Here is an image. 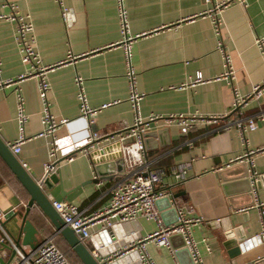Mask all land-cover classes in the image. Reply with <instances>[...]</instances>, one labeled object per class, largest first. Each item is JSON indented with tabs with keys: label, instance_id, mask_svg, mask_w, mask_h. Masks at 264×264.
Masks as SVG:
<instances>
[{
	"label": "crops",
	"instance_id": "1",
	"mask_svg": "<svg viewBox=\"0 0 264 264\" xmlns=\"http://www.w3.org/2000/svg\"><path fill=\"white\" fill-rule=\"evenodd\" d=\"M218 1L221 0H125L130 32L145 33L135 40L132 48L137 90L144 95L140 116L145 119L152 114L226 115L218 123L198 120L187 133H182L176 123H155V133L144 139L145 159L151 169L166 172L178 163H189L184 182L172 186L173 178L166 175L158 188H170L177 204L192 208L187 216L202 219L191 227V233L205 264H264V242L245 245L264 228V207L259 205L264 203V150L253 155L254 166L247 158L236 159L250 149L264 147V92L250 100L241 112L232 113L235 90L219 78L227 67L212 19L206 15ZM63 2L71 7L74 18L68 28L55 0H0V15L12 13L11 5L19 13L29 14L40 65L50 68L46 73L50 83L47 110L54 118L66 120L54 136L39 135L45 126L38 81L34 77L23 78L19 86L29 118L24 128L26 139L20 152L14 155L38 181L46 172L52 142H56L57 180L51 182L50 188L42 186V190L51 201L72 203L88 214L106 205L114 187L129 177L123 172L116 179L113 163L115 160L121 163L119 130L124 123L132 124L135 114L128 101L123 52L116 45L120 33L115 0ZM221 17L223 46L237 75L234 87L247 96L264 81V57L255 44L257 36L264 37V0H246V4L235 1L225 7ZM15 31L14 22L0 19L3 81L16 80L29 68L21 62ZM68 53L74 58H67ZM197 72L204 81L190 86ZM76 76L82 78L90 107L111 103L93 115L91 123L80 114ZM15 86L14 83L0 86V138L7 146L18 136ZM238 117L254 118L257 129L244 134L234 126L223 129ZM91 132L102 137L86 153L76 150L87 147L86 139ZM70 156L72 159L67 160ZM98 166L106 170L104 178L96 177ZM253 187L258 191L257 199ZM28 199L25 189L0 158V209L7 214L5 227L12 236L18 233ZM157 205L164 224L173 223L175 212L171 201L164 198ZM27 219L38 232L37 247L52 240L72 254L74 264H83L36 206ZM217 219L222 222L206 223ZM138 226L142 236L156 229L155 222L143 218L138 219ZM119 236L115 234L117 242L108 245L109 249L121 243L123 239ZM170 242L179 249L178 256L166 246L146 243V252L154 264H191L181 235L172 234ZM85 245L90 250L93 243ZM21 248L32 250L28 245ZM9 253L7 249L2 252L5 256ZM11 264H20L16 256Z\"/></svg>",
	"mask_w": 264,
	"mask_h": 264
},
{
	"label": "built area",
	"instance_id": "2",
	"mask_svg": "<svg viewBox=\"0 0 264 264\" xmlns=\"http://www.w3.org/2000/svg\"><path fill=\"white\" fill-rule=\"evenodd\" d=\"M55 1L60 7L63 23L67 28L70 27L74 20L71 7L64 5L63 0ZM235 1L246 4V0H221L215 3L211 9H208L206 15L212 19L218 37V48L224 53L225 65L227 67L226 72L219 78L226 80L233 86L235 98L233 101L232 113H239L250 100L262 96L264 92V81L261 84L255 85L251 94L247 96L239 94L236 87H234L237 75L231 65V58L226 54L223 46L221 15L225 7ZM115 2L120 33V38L116 45L119 46L123 52L126 69L125 76L128 83V101L130 103V108L135 114L133 123H124L119 130L121 164L123 166V172L128 173L129 177L114 187L110 200L106 205L91 213L85 214L80 211L76 205L61 200H52V206L63 222L74 231L84 244L87 242L93 243L92 249L89 251L100 264H120L119 261H123L121 264H154L153 260L146 252V243L152 241L159 246H166L171 253L174 254L177 249L171 246L170 236L175 233L182 236L184 246L189 251L193 264H205L191 233V227L200 223L202 219L200 217L187 216V213H190L192 208L177 204L170 188H158L166 175L173 178L172 186L184 182L187 179L189 163H178L174 165L169 172L163 169H151L145 159L144 134L156 129L155 123L159 121L163 122L162 124L165 125L176 123L179 125L182 133H187L198 120H205L209 124L218 123L219 120L226 115L202 116L194 114L186 116L183 114H152L145 119L140 116V101L144 95L137 90L136 71L132 61V48L135 40L144 36L145 33L132 34L130 32L125 0H115ZM11 9L12 13L1 14L0 19H6L16 24L14 39L18 47L20 59L23 64L29 67L25 74L16 80L8 79L3 81L0 78V86L12 83L16 84L14 96L18 136L13 142L8 143V147L13 154H18L21 150V144L26 139L24 128L29 118V114L25 111V99L21 87L19 86V82L23 78L34 77L38 81V95L44 103L42 124L45 126L39 135L50 134L54 136L59 125L64 124L66 120L54 118L47 110L46 96L50 89V83L46 73L50 68L40 65L31 18L27 13H19L15 5H11ZM255 44L264 57V37L257 36L255 38ZM67 58L72 59L74 56L68 53ZM202 81H204L202 74L197 72L191 79L190 86H194ZM75 83L78 87L77 99L79 101L80 114L91 123L93 121V115L109 106L111 103L102 104L97 108L90 107L83 90L82 78L76 76ZM233 126L239 129L243 134L247 130L253 131L258 127L254 118L242 119L238 117L233 123L224 125L223 129H230ZM101 137L102 135L97 132H91L86 139L85 144H87V147L84 149L77 147L75 149L86 153L88 147L94 146ZM58 150L59 147L56 142H52L49 151L50 159L45 164L46 171H55L57 164L56 154ZM263 150L264 147L250 149L245 155H241L236 159L244 160L247 158L251 166H254L253 155ZM66 159L71 160L72 157H66ZM22 165L24 166L25 164L22 163ZM255 173L256 172H253L254 175ZM252 193L255 199H257L258 191L255 187H253ZM164 198L171 201L172 207L175 208L177 214V220L171 224H164L160 209L157 205V202ZM259 205L264 207V203H260ZM262 213L264 218V210ZM6 216L7 214L0 209V243H6L10 248L15 250V256L20 264H71L65 253L52 240H46L39 247L29 252L24 251L22 248H18L14 243V238L4 225ZM140 218L155 222L156 229L142 236L138 229V219ZM221 222L222 220L217 219L206 223L219 224ZM94 227H96L95 230H93ZM115 234L116 236L120 235L119 237H122L123 240H121V243L117 244L115 248L109 249L108 245L117 242ZM263 242L264 228L262 232L249 238L245 242V245L250 246V244Z\"/></svg>",
	"mask_w": 264,
	"mask_h": 264
},
{
	"label": "water",
	"instance_id": "3",
	"mask_svg": "<svg viewBox=\"0 0 264 264\" xmlns=\"http://www.w3.org/2000/svg\"><path fill=\"white\" fill-rule=\"evenodd\" d=\"M154 131L155 130L146 132L144 134V138L153 135L155 133ZM97 141H99V139ZM0 158L3 160V162L8 167V169L12 172V174H14L15 178L20 182V184L22 185V187L25 189V191L29 196V199L25 204V210L21 218L18 233L16 236H12L14 238L15 245L18 248L28 245L32 250L37 247L36 234L38 232L31 224V222L27 219V215L36 206L44 214V216L48 218L50 223L55 227L56 233H59L64 238V240L68 243L70 248L78 256V258L81 260L83 264H100L92 256L89 249L78 238V236L74 233V231L63 222L59 214L53 208L51 200L49 199L47 194L42 190V186H46L47 188H50L51 182H55L57 180L56 176L54 175L58 174V172L55 171L54 174H50L49 171H46L44 176L40 180L36 181L25 170V168L19 162L17 157L12 153V151L9 149L7 144L1 138H0ZM113 165L115 167V174H114L115 178L119 179L121 175H123V166L120 163V160H115ZM101 168H102L101 166L95 168L96 177L98 178H104V176L106 175V170ZM173 211L175 212V219H174L175 222L177 220V214L174 207H173ZM15 215L16 213H14L9 219L14 217ZM7 221L8 220L4 222V225ZM182 246L183 249L189 252L187 248L184 246V241ZM4 249L9 250L10 253L8 256L2 254ZM178 253H179V249L175 251V255L178 256ZM14 258H15V250L10 248V246L7 245L6 243H0V264H11ZM191 264H193L192 259H191Z\"/></svg>",
	"mask_w": 264,
	"mask_h": 264
},
{
	"label": "rangeland",
	"instance_id": "4",
	"mask_svg": "<svg viewBox=\"0 0 264 264\" xmlns=\"http://www.w3.org/2000/svg\"><path fill=\"white\" fill-rule=\"evenodd\" d=\"M8 223V222H7ZM60 249L66 254V256L68 257L69 261L71 264H74V257H72V254L65 248V247H62L61 245H59L58 243H56Z\"/></svg>",
	"mask_w": 264,
	"mask_h": 264
}]
</instances>
